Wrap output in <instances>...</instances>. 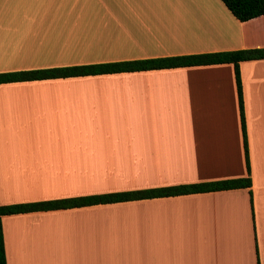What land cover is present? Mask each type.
Instances as JSON below:
<instances>
[{
	"label": "crops",
	"instance_id": "1",
	"mask_svg": "<svg viewBox=\"0 0 264 264\" xmlns=\"http://www.w3.org/2000/svg\"><path fill=\"white\" fill-rule=\"evenodd\" d=\"M0 0V73L264 48L220 0ZM248 188L0 218L5 264H264V59L238 63ZM246 176L231 64L0 84V205Z\"/></svg>",
	"mask_w": 264,
	"mask_h": 264
},
{
	"label": "trees",
	"instance_id": "2",
	"mask_svg": "<svg viewBox=\"0 0 264 264\" xmlns=\"http://www.w3.org/2000/svg\"><path fill=\"white\" fill-rule=\"evenodd\" d=\"M227 11L239 22L257 18L264 13V0H220ZM264 59L263 49H244L234 51H221L214 53L179 55L161 58H148L129 61L98 63L91 65L55 67L15 72L0 73V84L31 82L48 79L82 77L104 74H119L180 67L208 66L217 64H231L233 67L234 85L237 99L238 118L242 135V148L246 176L244 178L226 179L212 182L176 185L168 187H154L123 192H114L98 195H87L75 198L56 199L43 202L21 203L13 205H0V218L2 216L24 214L31 212L65 210L71 208L104 205L121 202L174 197L197 193L224 191L248 188L249 169L247 161V148L245 138V125L243 117V104L241 84L238 72V63ZM0 264H5L2 230L0 222Z\"/></svg>",
	"mask_w": 264,
	"mask_h": 264
},
{
	"label": "rangeland",
	"instance_id": "3",
	"mask_svg": "<svg viewBox=\"0 0 264 264\" xmlns=\"http://www.w3.org/2000/svg\"><path fill=\"white\" fill-rule=\"evenodd\" d=\"M142 4H145L146 11H156L159 14L169 15L172 5V0H142Z\"/></svg>",
	"mask_w": 264,
	"mask_h": 264
}]
</instances>
